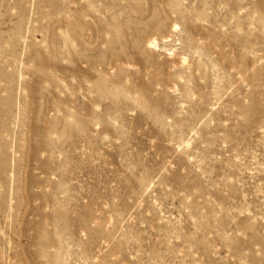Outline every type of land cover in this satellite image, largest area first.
<instances>
[{
    "label": "rangeland",
    "instance_id": "1",
    "mask_svg": "<svg viewBox=\"0 0 264 264\" xmlns=\"http://www.w3.org/2000/svg\"><path fill=\"white\" fill-rule=\"evenodd\" d=\"M0 264H264V0H0Z\"/></svg>",
    "mask_w": 264,
    "mask_h": 264
}]
</instances>
